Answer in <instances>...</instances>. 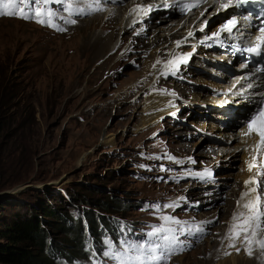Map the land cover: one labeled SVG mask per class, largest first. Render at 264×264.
I'll return each mask as SVG.
<instances>
[{
	"label": "rangeland",
	"instance_id": "rangeland-1",
	"mask_svg": "<svg viewBox=\"0 0 264 264\" xmlns=\"http://www.w3.org/2000/svg\"><path fill=\"white\" fill-rule=\"evenodd\" d=\"M74 1L78 2V9L73 8L74 17L68 19L57 12L52 18L57 34L54 26L37 23L35 19L0 15V58L8 56L12 61L13 72L7 73L14 76L13 83L27 91L32 104L29 114L33 116L32 125L24 134L30 155L19 159L18 154H13L18 160L12 159L4 167L0 161V232L15 214L36 209L40 212L49 207L60 214L56 220L62 221L64 227L56 226L52 218L47 220L51 255L55 259L63 256L68 262L61 264H70L73 260L67 252L72 247L65 244L72 243V239H68L65 227L70 222L74 226L75 217L79 218L76 226L82 232L91 222L94 235L102 221L119 219L123 226L131 228L132 234L126 232L118 241H127L134 234L131 243H143L148 241L143 232L165 222L161 217L167 215L181 223L193 222L206 233L200 243L174 257L169 264H221L222 260L223 264H264V249L254 245L250 256L242 238L235 241L234 249L225 239L233 214L245 211L237 207L236 201L241 191L237 175L244 172V162L240 155L228 158L223 166L214 165L221 156L209 149L212 144L209 137L204 139L205 131L199 130L203 120L215 119L217 115L213 112L209 118L200 109L211 106L210 101L203 100L213 95L205 94L196 85L205 86L193 80L191 71L185 73L186 80L190 78L186 83L167 79L160 88L185 87L183 92L187 96L177 102L196 108H182L183 113L179 111L176 116L180 122L166 117L155 126L142 128L143 85L149 83L144 79L148 74L146 66L152 61L148 48L153 26L151 31L145 27L148 34L140 36L135 28L128 34L118 29L114 35L111 25L102 38L112 37V43L118 42L117 48L114 52L110 46L101 50L104 41L95 38L103 32L101 27L87 38L91 43L84 36L93 31L88 28L90 24L103 20L108 11L92 13L84 5L90 0H62ZM121 1L115 6L124 9L129 0ZM71 20L80 22L73 24ZM164 25L161 20L156 22V26ZM138 82L139 86H135ZM13 110L16 111L15 107ZM199 114L206 118H197ZM211 133L214 139L221 140V132ZM192 167L198 170L189 171ZM207 170L216 172L219 181L214 184L219 188L213 196H204L199 191L207 185L175 180ZM172 202L178 206L164 207ZM155 205L160 206L159 211ZM258 238L264 239V232ZM5 244L8 241L0 236V247ZM31 252L42 254L34 248ZM104 258L116 264L111 258ZM80 259L79 264H91L87 253ZM52 264L60 263L52 261Z\"/></svg>",
	"mask_w": 264,
	"mask_h": 264
},
{
	"label": "bare ground",
	"instance_id": "bare-ground-1",
	"mask_svg": "<svg viewBox=\"0 0 264 264\" xmlns=\"http://www.w3.org/2000/svg\"><path fill=\"white\" fill-rule=\"evenodd\" d=\"M120 2L122 1L120 0ZM219 2H222V0H219ZM77 5L78 2L75 4V7L73 6V8L78 9ZM97 8L99 10L92 11V13H96L105 9L104 7ZM84 12L88 13L87 10ZM59 13L61 16H68L69 19L71 18L69 16H75L76 10L73 9L71 12L66 10L65 12ZM169 13H172V9L168 12L164 11L159 0H129L127 7L124 9L116 7L115 5L114 7L111 6L103 20L98 19V21H95L93 25L90 24L88 28L93 30L92 32L90 31L91 34L89 36H84L85 41L91 43V41L87 40V38L95 35L94 30L101 27L103 32L99 36H95V38L99 39V42L104 41V47H102L101 50H104L110 46L111 52H114V50L117 48L118 42L115 44L112 43V37L102 38L104 33L109 31L111 25H113V34L114 31L118 29H120V33L124 32V34H128L130 33L129 31L131 29L135 28L138 30L140 36L148 34L146 33L147 29L145 30V27L149 28L148 30L151 31V26H153L152 32H149V34L152 35V38L149 41L150 48H148V51L152 53V61H148L149 64L146 66V71L148 74L145 75L147 78L144 79L146 81L149 80V83L143 85L145 86L143 97L145 120L142 122V128L145 129L161 123L163 119H166V117L171 118L173 116H177L178 112L181 111L182 108L190 107L193 109L195 107L194 105L189 106L186 102H183L181 105H179L177 102L178 98L180 100L182 97L184 98L187 96V94L183 92L185 87L182 86L183 89L175 88L170 90H163L160 88L164 82H167L165 81L167 79L164 78L166 76L161 74L163 71H165L164 65L167 63V61L171 60L174 55H179L188 51L187 46L192 43V40L205 37L206 34L209 35L217 31L219 26L222 24L221 21L230 15L228 12H225L219 8L217 0L210 2L198 12L189 16H185L182 19L177 18V15H168ZM201 13H203V15H201ZM77 15L81 16V14ZM158 20L166 23V25L161 27L156 26V22ZM79 22L80 21H76L78 24ZM206 22L210 23L209 28L207 29H205ZM142 23H144L143 26H138ZM201 29L203 30L201 31ZM190 31L193 33L192 38H189L191 36L188 35ZM177 41L181 42L179 47H177ZM252 42L249 44H252ZM203 56L209 57L210 55L205 53ZM210 58L213 59L211 56ZM157 61H160V63H156ZM200 61V58H197L194 62V69L191 71L193 74V80L195 82L205 84L204 87H201L198 84L196 85L199 86V88L205 94L213 95V97L205 100H203L204 94L203 96L195 95V98H200L203 101H210L209 104L211 106L208 108H205L204 106L200 107L198 105L201 111L206 112V116L208 117L209 115V118H212L210 117V114L212 116L210 111L211 107L217 106V103L225 102V104H228L234 109L235 113L232 115L233 118H227L223 116V114L217 113L215 119L212 118L215 121H212V119L203 120L201 125L199 124V130L201 129L202 131H205V133L202 132V135L206 136L204 139L209 137L210 143H212L209 146V149L212 148L213 152L217 151V156H221V158L218 160V163H215L214 165L223 166L228 158L231 159L236 157L238 158L240 155L242 156L241 158L244 162V172L242 173L241 171V173L237 175V183L240 184L241 191L239 192L236 201L240 200V202L243 204L247 199L245 198V200H241V194L247 191L245 181L253 177L257 181H264V176L257 175L259 170L257 167H254L252 171L248 170V163L252 161L253 156L256 157L255 163L258 166L264 165V148H262L260 152L257 153L256 145L258 139L253 138L252 136L243 135V133L247 131L245 126V120L248 117L247 114L252 111V108L256 106L261 99L259 93L263 92V76L255 73L253 68L240 65V69H235L238 71L233 72V78L227 79V82L226 80L223 81V83H227L226 85H217L214 81L212 82L210 80L213 69L209 68V65H198ZM226 62L227 61H225L224 64ZM153 65H155V67H153ZM247 75L251 76L252 79L247 81L245 79ZM148 77L150 79H148ZM184 77L187 78L185 75ZM188 79L190 80V78ZM144 80L142 79V81ZM238 80L240 83H237ZM139 83L140 82H138L135 86H139ZM248 83H252L253 88L247 89ZM211 86H215L214 89H212ZM230 89L233 93L231 96L227 95V92ZM217 92L222 94L220 98H215L214 95H216ZM239 94H244V97H240L244 99H238ZM182 113L183 111H181V114ZM201 116L202 115L199 114L197 115V118ZM206 116L202 117L206 118ZM221 120L227 122V126L225 128L218 123ZM211 132H221L219 134V138H221V140L214 139V136ZM207 172L214 171L207 170ZM260 190L264 191V185H261ZM231 259H233V257H231ZM223 261L225 260H222L221 264H223Z\"/></svg>",
	"mask_w": 264,
	"mask_h": 264
},
{
	"label": "snow or ice",
	"instance_id": "snow-or-ice-1",
	"mask_svg": "<svg viewBox=\"0 0 264 264\" xmlns=\"http://www.w3.org/2000/svg\"><path fill=\"white\" fill-rule=\"evenodd\" d=\"M36 4L39 5L29 12H25L24 8L27 7L31 0H0V15L3 16H19L23 19H35L37 23L48 24L51 26L52 18L56 15V12L47 8V5L54 2V0H35ZM55 2H62V0H55ZM218 6L221 10L228 9L229 7H241L243 5L254 3L255 0H226V2H219L217 0ZM201 3H207V0H189L188 3H184L181 7V11L188 12L192 9H198ZM66 10L73 11V4L67 3ZM96 10H99L98 8ZM151 10V9H149ZM83 11V10H78ZM203 15V13H201ZM75 20H71L70 23H75ZM237 21L234 19L228 20L227 23L223 25L220 32L232 33L233 29L236 27ZM203 29H201L202 31ZM220 32L214 34V36L219 37ZM260 35L256 36L255 42L252 46L244 47L243 49L235 48L236 52H243L252 54L255 57H259L260 60L257 63H264V27L259 29ZM189 36L193 33L190 31ZM212 37H209L211 39ZM179 41H177V47L180 46ZM186 55H174L173 59L167 61L164 65L165 71L162 75H168L169 72L175 75V72L179 69L181 63H186L189 56ZM156 63H160L157 61ZM247 66V65H244ZM155 67V65H153ZM255 73L264 72V67H255ZM237 83H240L238 80ZM235 86V85H234ZM233 86V87H234ZM253 88L252 83L247 84V89ZM231 91V89L229 90ZM261 97L259 101V107L255 113L247 121V131L243 133L245 136L255 135L258 137V142L256 145L257 153L264 148V92L259 93ZM256 157L253 156L252 161L248 163V170L252 171L254 167L259 170L257 175L264 176V165H257L255 163ZM200 175V174H198ZM203 175L210 176L211 173L205 172ZM261 185H264V181H257L254 177L245 181V186L247 191L241 194V200L246 202L241 205L240 201H237V207H242L246 211L234 213L232 216V223L229 227L228 233L225 239L229 240V247H236L235 241L242 238V243L245 245V250L248 255H252L253 246H258L260 249H264V239H259V233L264 232V201H262V196H264V191H261ZM176 202L164 205L165 208H175L177 207ZM157 211H159L160 206H154ZM162 220L165 222L171 221L175 224H180L179 220H174L170 216H162ZM210 223V222H209ZM196 232L202 233V227H196ZM175 230L170 227H154L152 231L147 233L148 241L145 243H128L127 241H121L120 243L124 245V250L113 251L114 244L111 241H105L107 245L106 250L103 255L111 258L116 262V264H160V261L167 250L176 243V236L174 235ZM160 250L161 255H156L157 250ZM238 252L239 248L236 249ZM129 253H134L129 255ZM228 254V253H226Z\"/></svg>",
	"mask_w": 264,
	"mask_h": 264
},
{
	"label": "trees",
	"instance_id": "trees-1",
	"mask_svg": "<svg viewBox=\"0 0 264 264\" xmlns=\"http://www.w3.org/2000/svg\"><path fill=\"white\" fill-rule=\"evenodd\" d=\"M3 60L5 67L0 65V161L1 167H4L5 163L9 164L13 160L17 159L18 154L19 159L22 155H30L25 143L24 134L26 130L32 125L31 115L32 104L31 100L28 97L27 91L24 87L19 86L16 83H13L14 76H10L8 73H12V61L8 56L3 59L0 58V61ZM8 71V73H7ZM18 106V108H17ZM15 107L16 111L13 110ZM13 111V112H12ZM2 159V160H1ZM13 159V160H12ZM18 160V159H17ZM122 207L121 201H117ZM106 208H110V204H105ZM113 207H117L116 204ZM40 212L38 209L35 211L27 212L26 214L18 213L7 222L5 225H2V231L0 236L8 241V244L0 247V262L7 264H52V261L62 263L68 262L67 259L58 257L57 259L53 258L51 255V244L49 233L45 228V225L48 224L47 220L49 218L54 219L55 225L64 228L61 223L56 219L60 218V214L55 213L49 207L42 208ZM112 209V207H111ZM38 212V213H37ZM35 213V215L33 214ZM79 218L75 217L74 226L71 225V222L65 227L67 231L68 239H72V243L65 244L66 246H71L70 258L73 260L70 264H79L80 257L82 255L88 254L86 251V243L88 242V236L92 235L95 238L97 244H100L103 241L101 237V232L98 230L96 235H94V228L92 223L88 222L86 224L84 232L78 229L76 226ZM112 221H102L101 228L104 230L110 229ZM103 230V232H104ZM39 250L42 254L36 255L31 252L33 250ZM60 253L61 251H57ZM39 256V257H38Z\"/></svg>",
	"mask_w": 264,
	"mask_h": 264
},
{
	"label": "water",
	"instance_id": "water-1",
	"mask_svg": "<svg viewBox=\"0 0 264 264\" xmlns=\"http://www.w3.org/2000/svg\"><path fill=\"white\" fill-rule=\"evenodd\" d=\"M18 189V188H17Z\"/></svg>",
	"mask_w": 264,
	"mask_h": 264
}]
</instances>
